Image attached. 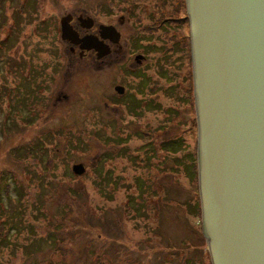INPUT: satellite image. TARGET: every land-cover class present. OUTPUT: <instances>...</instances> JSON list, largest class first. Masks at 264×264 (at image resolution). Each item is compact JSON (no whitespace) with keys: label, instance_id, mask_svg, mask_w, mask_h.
<instances>
[{"label":"rangeland","instance_id":"obj_1","mask_svg":"<svg viewBox=\"0 0 264 264\" xmlns=\"http://www.w3.org/2000/svg\"><path fill=\"white\" fill-rule=\"evenodd\" d=\"M158 1H136L126 8L117 0H0V228L8 232L5 238L0 231V264H73L51 244L38 243L72 205V222L67 220L73 223L72 237L80 236L78 217V224L88 227L86 237L94 239L99 259L90 264H123L125 257L161 264L150 260L159 249L140 247L150 239L162 238L168 245L188 239L196 245L193 229L202 219L189 207L198 192L185 153L163 157L155 151L152 157L144 151V131L152 133L167 119L172 125L181 122L171 136H183L199 172L198 125L188 123L185 101L188 42L176 44L172 53L166 30L149 36L144 29L155 22ZM174 1L163 0L169 10ZM181 12L185 17L184 8ZM68 15L115 23L121 43L104 61L93 53L80 58L61 39L60 20ZM181 31L187 35L186 24ZM135 47L148 59L130 73L124 62ZM146 81L149 91L140 86ZM117 84L127 88L124 96L115 93ZM137 92L144 98L142 112H132L130 95ZM149 98L156 105L147 106ZM122 137L128 151L120 149ZM75 164H83L85 174L73 173ZM141 189L148 193L144 217L134 216L131 208L144 200ZM163 193L180 206L163 208L159 216L155 203ZM76 244L67 243L84 258Z\"/></svg>","mask_w":264,"mask_h":264},{"label":"water","instance_id":"obj_2","mask_svg":"<svg viewBox=\"0 0 264 264\" xmlns=\"http://www.w3.org/2000/svg\"><path fill=\"white\" fill-rule=\"evenodd\" d=\"M203 233L212 264H264V0H187ZM61 19L62 40L110 54L114 26L80 37ZM90 30L92 18L81 19ZM143 56H137L141 63ZM119 94L125 89L116 87ZM83 175V164L73 166Z\"/></svg>","mask_w":264,"mask_h":264},{"label":"trees","instance_id":"obj_3","mask_svg":"<svg viewBox=\"0 0 264 264\" xmlns=\"http://www.w3.org/2000/svg\"><path fill=\"white\" fill-rule=\"evenodd\" d=\"M110 1H115V0H110ZM118 2H121L123 7H128V5H132L134 3H137L141 0H117ZM176 1V2H175ZM173 2L174 7L172 10L167 9L168 3L163 2V0H160L156 2L154 8H155V19H153L155 24L151 25H144V29L146 31V34H149V36L162 31L163 29L166 30L167 36H168V41L171 43L170 48H168L172 53L175 52L176 50V44L181 43L185 47L186 46V41L191 44V38H190V27H188V33L189 35L184 36L182 33L181 29L185 28V24L189 23V17L188 13H186L185 17H181L182 15V8L184 10H187V0H175ZM136 3V4H137ZM125 8H123L124 10ZM173 28V29H171ZM173 31V33H171ZM171 33V34H169ZM186 37V38H185ZM179 45V44H178ZM136 46V45H135ZM187 51V57L189 59V64L187 65L189 67V72L186 77L187 85H186V92H187V98L185 97V101L188 102L187 105L190 106V113L187 116V121L190 123V125L197 126V115H196V110H195V100H194V79H193V73H192V57H191V48H188V46L185 47ZM149 81H146L145 83H142L140 86L142 90L148 89L149 91ZM151 87V92H153V87ZM155 87V86H154ZM140 96V97H139ZM152 96V93H151ZM131 98H134V102L132 103L134 106V109L132 112H142V109L145 105L143 104V97L141 92H137L136 94L130 95ZM150 102L147 104L149 105H156L155 103L152 102L153 98H149ZM129 105V104H128ZM128 105H126V108H128ZM131 111V110H130ZM171 115L168 117L170 118ZM168 120V119H167ZM167 120H163L162 123L160 124L159 127L155 129V131H152V133H149V131H144L143 132V137L148 139V145L145 147L144 151L145 152H150L152 157L156 155L157 151L160 155H164L163 157L170 156L171 154L175 155L178 154L179 152H184L185 155L184 160L185 162H188L190 165L186 166V169L189 172L190 179H192V183L195 186V190L198 192L195 193L197 200L195 201V204L193 208L192 206H189L190 209L192 210V214L195 216V218H198L199 220L202 219V214H201V199L199 195V188H198V179H199V172L197 169V164L195 163L196 160V154H194V163H193V152L192 154L188 152V145L186 144L185 140L182 138L183 136H177V137H172L171 133L176 130L181 129L182 125L180 123H173L169 124ZM183 121L185 123L186 121V116L183 118ZM183 126H186L185 124ZM121 143L124 138L117 139ZM120 149L124 151H128L129 148L127 144L123 143L120 144ZM127 146V147H126ZM153 146L154 150H152L150 147ZM157 156V155H156ZM182 157V158H183ZM165 159V158H163ZM147 160V159H146ZM188 160V161H187ZM150 161V160H149ZM164 161V160H163ZM162 161V162H163ZM160 162V163H162ZM162 170H165L164 168L161 167ZM167 171H164V174H166ZM177 178V177H176ZM175 178L176 182L177 179ZM176 185V184H175ZM167 188H170L169 184L166 185ZM146 190L147 187H144ZM10 190V188L8 189ZM145 190L140 191V197H143V201L141 199L136 200L137 204L136 207L133 205L131 207V201L130 202V207L132 208L133 212L135 213L134 216H139L142 217L143 214L146 215V209H145V201L147 200V195L148 193L145 192ZM21 191V190H20ZM48 198V197H47ZM45 199V206L48 204V199ZM79 205H81V200H78ZM82 204V208L85 209V207ZM180 206V203H178L175 200H169L168 197L163 193V196L157 199L155 203V210L158 212V215H162L163 213V208L166 207H172L174 208L175 206ZM79 206V207H81ZM189 209V210H190ZM75 210V207L72 205L69 208V211L66 214H63L62 218L57 222L53 223L54 226L51 228L46 236V238L39 239L38 243L41 241H45L54 247L55 250L58 251V253H61L62 255H65L66 259L72 260L73 264L77 263H82V264H90L92 260H97L99 259L98 254L96 253L95 249L93 248L94 243L92 242L94 239L92 238H87L86 234H88V227L86 226L85 223H79L78 217L74 220L75 226L79 227L81 226V229H79L80 236L77 234L76 236L72 237V232L74 228L73 223H69L67 220L71 219V215L73 214ZM144 217V216H143ZM72 222V220H70ZM160 223L156 225V231L155 234L159 236V231H160ZM1 233H5V238H7V233L5 232L4 226L0 228ZM193 235L197 236L198 238L196 239V245H191L190 240L188 239H182L180 240L179 245H168L165 242H162V238H158L157 241L155 239H150L146 243H143L140 245V247H144V249L147 248H155L159 249V251L155 252L153 255H150V260L154 261L156 263H161V264H167L170 262L171 264H212L211 262V256L209 253V248L208 244L206 242V238L203 236V230H202V225L200 226H194L193 229ZM7 234V235H6ZM74 237H76V240H74ZM112 239V238H111ZM72 240L73 242H76L78 246L81 247V250L84 252V255L87 259V261H84V258L80 256L77 251H74L71 246H68L67 243ZM34 241H32L33 243ZM61 242H64L66 246H62ZM29 245V244H28ZM27 245V246H28ZM161 248V249H160ZM80 252V251H79ZM89 258L91 261H89ZM64 261H66L63 258ZM123 264H141L137 258L133 257H125L123 258ZM67 263V262H66Z\"/></svg>","mask_w":264,"mask_h":264},{"label":"flooded vegetation","instance_id":"obj_4","mask_svg":"<svg viewBox=\"0 0 264 264\" xmlns=\"http://www.w3.org/2000/svg\"><path fill=\"white\" fill-rule=\"evenodd\" d=\"M63 18V17H62ZM84 18H87V16H75V15H71V25L73 26V28L79 33V36L80 37H84L86 35H89V34H93L95 36H98L99 38H101V33H100V24L101 23H96L95 19H94V26L92 29L90 30H87V29H84L82 27V22H80L81 19H84ZM77 22V26L75 27L74 26V23ZM106 26H114L117 30V25L115 23H108V24H104ZM60 28V27H59ZM105 43L110 47V54L108 56H110L112 53H113V47H116V46H119V44L121 43V40L120 42L117 44V43H112L110 40H106ZM69 48H70V51L72 53H76V52H79V56L80 58H85L86 56H88L90 53H93L95 56H96V59L100 62L101 60L104 61L108 56L102 58V59H98L97 57V52L95 51H81V49L79 48V46H73L71 44H69ZM137 50L132 53V54H128V58L126 59V61L124 62V65L129 68L128 70L130 71V73H134V72H138L140 71L141 68H143V64L145 63V61H147L148 57L143 53L144 51H139V49L137 47H135ZM143 56V59L141 60V63H138L136 61V57L137 56ZM67 60V58H66ZM135 62V65L136 67L133 68L132 67V62ZM149 79V78H148ZM117 86H124V85H121V84H117L115 85V87ZM126 88V87H125ZM115 91V89H114ZM116 93V92H115ZM126 93H127V89H126Z\"/></svg>","mask_w":264,"mask_h":264}]
</instances>
